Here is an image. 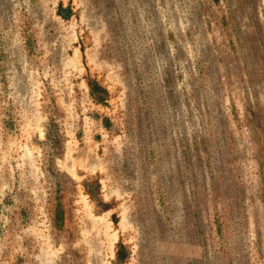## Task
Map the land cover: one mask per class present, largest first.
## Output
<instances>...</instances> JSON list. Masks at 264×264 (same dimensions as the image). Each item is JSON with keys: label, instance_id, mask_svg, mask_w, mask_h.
<instances>
[{"label": "rangeland", "instance_id": "374dc122", "mask_svg": "<svg viewBox=\"0 0 264 264\" xmlns=\"http://www.w3.org/2000/svg\"><path fill=\"white\" fill-rule=\"evenodd\" d=\"M0 264H264V0H0Z\"/></svg>", "mask_w": 264, "mask_h": 264}]
</instances>
